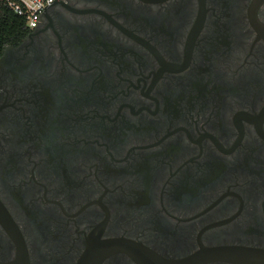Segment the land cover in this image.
<instances>
[{"label":"flooded vegetation","instance_id":"1","mask_svg":"<svg viewBox=\"0 0 264 264\" xmlns=\"http://www.w3.org/2000/svg\"><path fill=\"white\" fill-rule=\"evenodd\" d=\"M112 242L264 260V0H51L5 47L0 264Z\"/></svg>","mask_w":264,"mask_h":264},{"label":"trees","instance_id":"2","mask_svg":"<svg viewBox=\"0 0 264 264\" xmlns=\"http://www.w3.org/2000/svg\"><path fill=\"white\" fill-rule=\"evenodd\" d=\"M29 28L20 18L0 0V57L6 46L19 43Z\"/></svg>","mask_w":264,"mask_h":264},{"label":"built area","instance_id":"3","mask_svg":"<svg viewBox=\"0 0 264 264\" xmlns=\"http://www.w3.org/2000/svg\"><path fill=\"white\" fill-rule=\"evenodd\" d=\"M17 16L23 18L29 29H35L43 11L51 0H2Z\"/></svg>","mask_w":264,"mask_h":264},{"label":"water","instance_id":"4","mask_svg":"<svg viewBox=\"0 0 264 264\" xmlns=\"http://www.w3.org/2000/svg\"><path fill=\"white\" fill-rule=\"evenodd\" d=\"M111 247L109 249L108 253H93L90 252L88 255H86L79 264H100L103 259L110 254L117 253L118 251H121L123 249V245L120 242H112ZM124 250V249H123ZM133 259L137 261L138 264H181L178 261H166L160 257H147L142 254H130ZM259 257L264 258V253L258 254ZM250 264H264V260L255 259L253 261L249 262Z\"/></svg>","mask_w":264,"mask_h":264}]
</instances>
